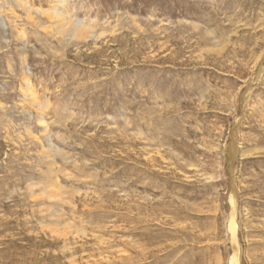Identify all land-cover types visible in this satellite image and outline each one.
Here are the masks:
<instances>
[{
	"label": "rangeland",
	"instance_id": "obj_1",
	"mask_svg": "<svg viewBox=\"0 0 264 264\" xmlns=\"http://www.w3.org/2000/svg\"><path fill=\"white\" fill-rule=\"evenodd\" d=\"M235 253L264 264V0H0V264Z\"/></svg>",
	"mask_w": 264,
	"mask_h": 264
},
{
	"label": "bare ground",
	"instance_id": "obj_2",
	"mask_svg": "<svg viewBox=\"0 0 264 264\" xmlns=\"http://www.w3.org/2000/svg\"><path fill=\"white\" fill-rule=\"evenodd\" d=\"M234 197L232 196L231 197V200L233 201V206H235V203H237V199H236V195H235V192H234ZM235 208L233 207V211L235 212ZM232 228H233V233L235 234V232H236V228H235V223L234 222H232ZM235 249V248H234ZM232 264H239V261H238V255H237V253H235L234 255H233V260H232Z\"/></svg>",
	"mask_w": 264,
	"mask_h": 264
}]
</instances>
